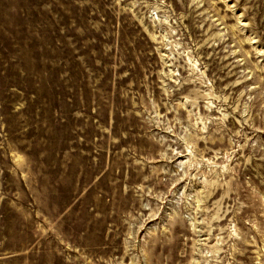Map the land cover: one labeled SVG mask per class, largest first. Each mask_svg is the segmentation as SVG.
I'll return each mask as SVG.
<instances>
[{
  "label": "rangeland",
  "instance_id": "374dc122",
  "mask_svg": "<svg viewBox=\"0 0 264 264\" xmlns=\"http://www.w3.org/2000/svg\"><path fill=\"white\" fill-rule=\"evenodd\" d=\"M173 262L264 264V0H0V264Z\"/></svg>",
  "mask_w": 264,
  "mask_h": 264
},
{
  "label": "bare ground",
  "instance_id": "6f19581e",
  "mask_svg": "<svg viewBox=\"0 0 264 264\" xmlns=\"http://www.w3.org/2000/svg\"><path fill=\"white\" fill-rule=\"evenodd\" d=\"M85 223H86L87 227H89V224L86 221H85ZM163 255H164V252L163 251H161L158 254H155L154 252L152 253V256L157 257V258L159 256H163ZM175 259H176V255L171 256V263H172L173 260L175 261ZM173 264H174V262H173Z\"/></svg>",
  "mask_w": 264,
  "mask_h": 264
}]
</instances>
